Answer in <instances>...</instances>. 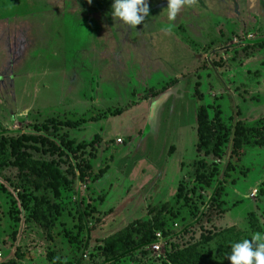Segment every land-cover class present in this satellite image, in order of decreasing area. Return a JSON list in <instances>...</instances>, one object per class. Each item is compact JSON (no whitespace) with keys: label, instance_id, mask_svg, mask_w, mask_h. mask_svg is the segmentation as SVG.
<instances>
[{"label":"rangeland","instance_id":"rangeland-1","mask_svg":"<svg viewBox=\"0 0 264 264\" xmlns=\"http://www.w3.org/2000/svg\"><path fill=\"white\" fill-rule=\"evenodd\" d=\"M112 2L0 0V133L46 126L90 167L61 189L49 236L29 220L34 194L0 179V263L18 253V264H88L103 239L165 204L174 236L162 254L112 264H169L170 250L232 227L251 238L250 213L264 234V149L246 146L237 160L226 144L205 158L217 168L210 186L194 180L199 106H219L227 127L264 129V0H186L174 20L167 0H148L132 29L114 22Z\"/></svg>","mask_w":264,"mask_h":264},{"label":"trees","instance_id":"trees-1","mask_svg":"<svg viewBox=\"0 0 264 264\" xmlns=\"http://www.w3.org/2000/svg\"><path fill=\"white\" fill-rule=\"evenodd\" d=\"M264 46V43H261ZM198 93V90H196ZM199 94V93H198ZM199 94V100L202 99ZM209 110L213 111L210 117ZM65 128L76 129L78 125L71 122L64 123ZM148 130V129H147ZM255 140L250 141L252 134ZM66 135L58 137L50 133L48 127L29 133L9 134L0 133V179L8 183L15 190H30L32 199L30 222L44 230L49 236L53 231L57 217L62 215L60 199L61 189L74 182L81 184L88 175V165L76 163L78 159L72 141L65 139ZM196 154L194 177L195 182L210 186L212 179L217 174V168L208 163L205 158L218 157L222 147L231 145V156L241 160L244 148L251 144L264 149V129L246 128L241 122L231 127L223 122L222 111L219 106H199L196 115ZM32 153H38L34 158ZM57 157L58 160L48 161L45 155ZM66 164V169L62 165ZM228 164L226 173L232 171ZM220 187H216L213 195H218ZM176 198L184 202L189 200V194L178 187ZM170 210L165 204L157 211H149L148 220H136L122 230L103 239L101 244L93 249L88 259V264H112L135 254L148 253L146 249L155 242V234L161 233L165 241L173 239L174 234L166 229L164 214ZM78 219L83 231H86V215L77 206ZM248 224L252 233H261L262 229L254 214L248 215ZM186 231V229H184ZM175 238V237H174ZM243 239V233L235 228L223 229L207 236L201 237L199 243L176 251H169L165 257L169 264H230L228 255L231 246ZM169 243V242H168ZM167 243V244H168ZM166 244V245H167ZM165 245V246H166ZM87 250L88 245H84ZM15 260L10 259L0 264H18L22 256L18 253ZM82 264V259L76 261Z\"/></svg>","mask_w":264,"mask_h":264},{"label":"clouds","instance_id":"clouds-1","mask_svg":"<svg viewBox=\"0 0 264 264\" xmlns=\"http://www.w3.org/2000/svg\"><path fill=\"white\" fill-rule=\"evenodd\" d=\"M186 0H167L168 19L174 20ZM88 4L92 0H87ZM110 15L114 22L136 28L149 15L148 0H113ZM230 264H264V234L256 233L251 239H243L231 246Z\"/></svg>","mask_w":264,"mask_h":264},{"label":"built area","instance_id":"built-area-1","mask_svg":"<svg viewBox=\"0 0 264 264\" xmlns=\"http://www.w3.org/2000/svg\"><path fill=\"white\" fill-rule=\"evenodd\" d=\"M118 144H121V140L117 141ZM166 245V241L163 239L161 233H156L155 234V242L151 244L146 251L147 252H153L155 255L162 254V250ZM161 250V251H160Z\"/></svg>","mask_w":264,"mask_h":264},{"label":"crops","instance_id":"crops-1","mask_svg":"<svg viewBox=\"0 0 264 264\" xmlns=\"http://www.w3.org/2000/svg\"><path fill=\"white\" fill-rule=\"evenodd\" d=\"M1 28V27H0ZM4 29H5V26H4V28H3V31H4ZM1 30V29H0ZM0 34H1V32H0Z\"/></svg>","mask_w":264,"mask_h":264},{"label":"water","instance_id":"water-1","mask_svg":"<svg viewBox=\"0 0 264 264\" xmlns=\"http://www.w3.org/2000/svg\"><path fill=\"white\" fill-rule=\"evenodd\" d=\"M7 133H9V132H7ZM26 133H29V132H26ZM3 134V133H2ZM10 134V133H9Z\"/></svg>","mask_w":264,"mask_h":264}]
</instances>
